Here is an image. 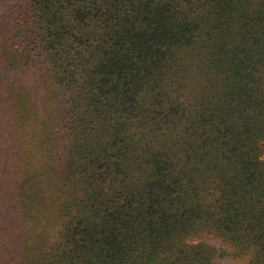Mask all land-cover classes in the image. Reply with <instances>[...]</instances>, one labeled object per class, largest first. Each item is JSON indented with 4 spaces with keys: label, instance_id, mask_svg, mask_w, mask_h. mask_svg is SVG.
Listing matches in <instances>:
<instances>
[{
    "label": "trees",
    "instance_id": "1",
    "mask_svg": "<svg viewBox=\"0 0 264 264\" xmlns=\"http://www.w3.org/2000/svg\"><path fill=\"white\" fill-rule=\"evenodd\" d=\"M210 238L264 264V0H0V264Z\"/></svg>",
    "mask_w": 264,
    "mask_h": 264
},
{
    "label": "rangeland",
    "instance_id": "2",
    "mask_svg": "<svg viewBox=\"0 0 264 264\" xmlns=\"http://www.w3.org/2000/svg\"><path fill=\"white\" fill-rule=\"evenodd\" d=\"M29 80V79H28ZM208 244L211 246L215 247L216 249H223V251L226 252L227 256L224 257L223 259L219 260L217 264H247L246 263V258L243 256H236L232 252V248L230 246H227L226 244L222 243L221 241L217 239H208L207 240Z\"/></svg>",
    "mask_w": 264,
    "mask_h": 264
}]
</instances>
